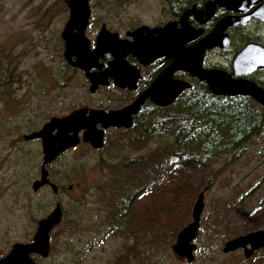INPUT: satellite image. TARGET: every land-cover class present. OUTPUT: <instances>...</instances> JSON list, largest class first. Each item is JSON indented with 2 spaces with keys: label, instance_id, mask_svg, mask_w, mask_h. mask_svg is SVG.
Here are the masks:
<instances>
[{
  "label": "rangeland",
  "instance_id": "374dc122",
  "mask_svg": "<svg viewBox=\"0 0 264 264\" xmlns=\"http://www.w3.org/2000/svg\"><path fill=\"white\" fill-rule=\"evenodd\" d=\"M89 1L92 22L87 35L92 40L103 23L124 34L169 19L170 7L162 0ZM67 18L62 0H0V259L15 243L31 241L38 222L60 202L67 217L51 234L50 256L37 264H68L73 257L71 249L85 255L83 264H114L115 258L128 253L125 246L134 250L123 264H187L171 250L176 240L172 243L166 237H156L155 243L136 242L144 234L139 239L121 235L128 230L126 219L115 223L120 231L108 225L115 210L123 212L122 201L130 194L121 173L110 169L119 166L112 158L120 156L124 165L134 159H149L150 151L158 148L156 144L140 152H118V133L111 131L107 149H79L53 165V180L61 189L58 197L51 189L32 190L40 179L42 148L36 142H24L23 136L40 129L52 116L107 103L106 92L89 93L80 71L63 69V76L58 74L63 51L60 36ZM255 138L232 164L222 157L212 166L214 185L205 195L192 264H264V249L248 260L241 250L223 253L227 241L264 230V133ZM207 177L200 174L194 180L201 183ZM70 186L72 190H68ZM135 206L138 209L142 204ZM72 218L79 221V227L70 235L65 223ZM234 225L236 237L231 231Z\"/></svg>",
  "mask_w": 264,
  "mask_h": 264
},
{
  "label": "water",
  "instance_id": "95a60500",
  "mask_svg": "<svg viewBox=\"0 0 264 264\" xmlns=\"http://www.w3.org/2000/svg\"><path fill=\"white\" fill-rule=\"evenodd\" d=\"M261 1H209L204 10L197 11L196 8H192L181 17L179 24L182 29H175L176 24L174 23H168L162 28L141 26L127 34L133 39L132 41L120 39L118 34H112L103 26L96 38L95 48L91 49V42L86 37V29L91 18L89 0H66L70 15L61 33V38L64 41V59L73 68L84 72L90 82L89 92L91 94H95L100 87L108 86L109 78H113L117 86L126 88L124 78H126L128 70L125 68L124 58L127 55H132L142 63L161 57H165L166 60L173 57L174 60L129 107L110 112L87 108L79 109L68 116L52 118L39 131L24 135L25 142L38 139L42 142L43 161L40 179L33 183V192L39 191L46 185H51L52 191L57 197L58 189L50 183L47 166L51 165L64 152L77 147L81 142L89 144L95 150L103 148L105 130L109 128L131 129L133 116L139 112L148 98L157 106H170L184 90L191 88L189 83L173 80L176 71L188 72L193 78L204 82L213 95L250 97L264 108V90L256 84L236 81L223 71L206 70L202 66L204 53L207 50L217 47L229 48L230 38L225 33L227 28L234 27L237 23L248 18L241 21H236V17L224 18L208 36L194 45L186 47L187 44L197 41L203 33V30H195L188 25L187 18L190 14L194 15L201 24H204L211 19L216 6L232 12H245L252 5ZM253 16L264 22V4L256 9ZM255 47L258 46L248 45L235 59V74L236 66L249 62L250 54ZM260 51L263 52L257 56L256 68L264 67V64L259 62L264 56V50ZM109 57H114V61L111 63L113 70H101L100 59L105 60ZM93 68L98 70L93 72ZM124 71L126 72L123 76ZM120 78H123L121 82ZM98 126H101V129ZM208 190V187L204 188L197 196L192 209V222L178 233L175 243L171 246L173 254L187 264L196 260L197 245L195 240L199 235L201 217L205 207V195ZM62 220V205L58 202L55 209L38 222L32 242L14 244L8 255L0 259V264H37L32 257L34 255L47 259L51 253L50 235ZM263 248L264 230H258L227 241L223 247V253L230 254L242 250L245 259H250L255 252Z\"/></svg>",
  "mask_w": 264,
  "mask_h": 264
},
{
  "label": "trees",
  "instance_id": "16d2710c",
  "mask_svg": "<svg viewBox=\"0 0 264 264\" xmlns=\"http://www.w3.org/2000/svg\"><path fill=\"white\" fill-rule=\"evenodd\" d=\"M199 1L162 0L164 5L177 11ZM62 63L65 71H73L64 60ZM250 101L248 98L213 95L205 83L196 82L171 106L146 110L132 129L117 131L118 152H140L153 144L158 148L150 151L152 158L127 160V165L118 155L112 158L119 166L109 167L117 174L121 173L120 176L128 183L130 194L122 201L123 212L114 211L108 223L110 228L120 231L114 225L126 219L128 230L121 235L139 239L144 234V238L136 242L147 244L155 243L156 237H159L158 240L166 237L173 243L178 233L191 221L190 210L196 196L204 188L211 189L214 185L212 166L222 157H227V163L232 164L246 152L256 136L264 133V109ZM129 133L133 135L129 137ZM108 139L101 150L108 148ZM200 174H208L201 183L194 180ZM144 189L145 192H142ZM135 204L142 206L134 209ZM63 213L64 218L67 217L66 209ZM135 220L138 222L133 224ZM78 227L79 221L72 218L65 223V232L72 235ZM231 231L236 237V225ZM149 235L152 237L149 238ZM125 248L128 253L115 258L114 264H123L124 259H129L134 248ZM71 253L72 261L68 264H83L85 255L82 252L71 249ZM138 254L139 251H136V259ZM34 259L43 261L39 257Z\"/></svg>",
  "mask_w": 264,
  "mask_h": 264
},
{
  "label": "flooded vegetation",
  "instance_id": "af4514ba",
  "mask_svg": "<svg viewBox=\"0 0 264 264\" xmlns=\"http://www.w3.org/2000/svg\"><path fill=\"white\" fill-rule=\"evenodd\" d=\"M62 1L64 2V4L67 7L66 0H62ZM209 1H213V0H200L199 3L191 5L190 7L186 8L184 10H180V11H177L175 9H170V11L168 12L169 19L167 21L160 22L159 24H157L155 26L140 25V26H138L132 30L126 31L124 34H121L120 32L113 30L111 28V25L103 23L101 25V27L99 28V30L95 31L97 33L95 34L93 40L90 39L87 35L89 33V28L91 27V22H92V12H91V18L89 20V25L86 29V37L91 42V49H94L95 43H96V38H97V36H98L99 32L101 31L103 26H105L106 29L109 32H111L112 34H115V33L118 34L120 39L129 40V41H132L133 39L130 36H128L127 34L129 32H133L134 30H136L137 28H139L141 26H148L150 28H162L168 23H174V24H176L175 29H182L181 25L179 24L181 17L187 11L191 10L192 8H196L197 11L204 10L206 7V4ZM263 4H264V0H262L258 4L252 5L245 12H241V11L240 12L239 11L232 12V11L227 10L226 8H220L219 6H216L215 12H214L213 16L211 17V19L206 21L204 24H201L200 21H198L194 15L190 14L187 18L188 25L195 30H200V29L203 30V33H202V36L197 41L190 43V44H187L186 47H190V46L194 45L195 43H197L199 40L208 36L214 30V28L218 25V23L221 20H223L224 18L236 17V21H241V20L248 18L247 20H244L241 23H237L236 26H234V27L227 28L225 33L230 38L229 48L221 49L220 47H217V48H213L211 50H207L204 53L202 66L206 70L223 71V72L229 74L233 80H236V81L241 80V81L254 83L259 88L264 90V67H257L256 68V65L258 64V61L256 60L257 56L262 54L261 52H263V51H260V50H264V22L253 16V13L256 11V9L260 6H262ZM67 12H68V18H67V21H68L69 15H70V11L68 8H67ZM201 19H205V18H201ZM67 21H66V23H67ZM66 23H65V25H66ZM60 38H61V36H60ZM61 40H62V38H61ZM62 43H63L62 60H64L69 65V63L64 59V41L63 40H62ZM248 45H255L258 47H255L254 50L251 52L249 62L241 63L240 65L236 66V74H235L234 61H235V59H237L239 54ZM74 60H75V58H74ZM173 60H174L173 57L170 60H166L165 57H161V58H158L155 60H148L147 62L142 63L139 60H137L136 58H134L132 55H127L124 58V61L126 63L125 68L128 70L126 78H124L125 83H126V88H121V87L117 86L115 84V80L113 78H109V85L105 86V87H100L96 91V93L106 92L107 103L105 105L101 104V105H98L94 108L83 106V107H79L78 109H72V110L68 111L67 113H65L61 116L50 117L46 123H48L52 118H62V117L68 116L73 111L83 109V108H87L89 110H91V109L103 110L105 112L123 110V109L131 106L132 104H134L138 100V98L152 85V83L156 80V78L173 63ZM113 61H114V57H109L108 59H105V60L101 58L99 61V63L102 65L101 70H106V69L113 70L111 67V63H113ZM259 62L261 64H264V56L261 57ZM69 67L71 69H73V71H80L85 77V74L83 71H81L77 68H73L70 65H69ZM63 69H64V67H63V63L61 61V66L58 69V74H60V76H63ZM97 70H98L97 68L92 69L93 72H95ZM125 72L126 71H124L123 76H124ZM122 79L123 78L119 79L120 82L122 81ZM86 80H87V83L90 87V82L88 81L87 78H86ZM173 80L189 83L191 85V88L193 87V84L196 82L202 83L198 79L193 78L188 72H185V71H176L173 75ZM190 89L184 90L172 104H174L186 91H188ZM236 98H248V99L252 100V102L250 101L251 104L256 103V101L250 97L236 96ZM154 108H161V107L155 105L151 101V99L148 98L146 100V102L141 106L139 112L135 116H133V118H132L133 126H134L135 121L143 114V112H145L146 110H149V109L153 110ZM43 126L40 129H42ZM98 128L101 129V126H98ZM40 129H38L36 131H39ZM36 131H34V132H36ZM111 131L117 132V131H129V130H126L124 128H121V129L109 128V129L105 130L104 142H106L107 136ZM81 137H82V134H81ZM23 141H24V139H23ZM31 142L38 143L42 148V142L40 139L33 140V141H30L27 143H31ZM87 147L90 148L91 151H94V152L99 151V149L95 150L89 144H85V143L81 142L77 147L64 152L51 165L47 166V170L49 172L50 183L57 187L58 195H59V192L61 191V189H60L59 185L57 183H55V181L53 180V178L55 177V172L53 171V168H52L53 165L56 164L57 162H59V158L61 156H64V155L69 154V153L74 152V151L77 152L79 149H83V148H87ZM40 171H41V167H40L39 172ZM39 177H40V173H39ZM42 189H51V191H52L51 185H46V186L42 187L39 191H41ZM72 189H73V187L70 186L68 190H72ZM39 191H37V192H39ZM29 242H31V241H29ZM257 252H259V251H257Z\"/></svg>",
  "mask_w": 264,
  "mask_h": 264
}]
</instances>
